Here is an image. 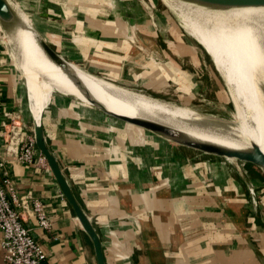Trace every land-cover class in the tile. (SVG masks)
I'll return each mask as SVG.
<instances>
[{"label": "crops", "instance_id": "obj_1", "mask_svg": "<svg viewBox=\"0 0 264 264\" xmlns=\"http://www.w3.org/2000/svg\"><path fill=\"white\" fill-rule=\"evenodd\" d=\"M109 5L33 0L27 14L55 53L97 77L154 93L196 90V70L190 62L182 65L171 46L175 40L154 22L157 16ZM22 77L0 30V126L14 112L23 135H31ZM60 94L48 95L49 105L43 104L46 143L98 233L105 264H261L263 183L255 205L227 173L211 170L202 184L199 172L182 166L170 149L166 154L160 140L117 126ZM7 165L17 192L40 202L51 222L50 233L37 229L35 218L27 223L46 254L45 264H97L92 243L49 168L11 158Z\"/></svg>", "mask_w": 264, "mask_h": 264}, {"label": "bare ground", "instance_id": "obj_2", "mask_svg": "<svg viewBox=\"0 0 264 264\" xmlns=\"http://www.w3.org/2000/svg\"><path fill=\"white\" fill-rule=\"evenodd\" d=\"M162 1L170 11L173 7L181 9L195 27L193 34L208 50L228 90L232 119L110 83L71 64L73 71L93 100L115 114L155 122L231 150L252 151L253 145L264 154V8L212 11L178 0ZM15 12L26 26V32L19 31L15 37L8 38L9 54L24 76L25 110L32 115L31 122L38 124L45 110L39 105V83L35 77L41 80L43 77L60 95L73 96L82 106H90L67 76L38 48L27 15L18 8ZM35 62L40 64V72L25 77Z\"/></svg>", "mask_w": 264, "mask_h": 264}, {"label": "rangeland", "instance_id": "obj_3", "mask_svg": "<svg viewBox=\"0 0 264 264\" xmlns=\"http://www.w3.org/2000/svg\"><path fill=\"white\" fill-rule=\"evenodd\" d=\"M33 0H10L13 4L14 8L20 9L24 12L27 17L28 16V6L32 3ZM110 3L109 6L114 8H133L137 13V10L141 13V15L153 14L155 18V23L162 25V29L165 31V37L168 39H174V43L171 44L174 50L181 54V63L182 65L191 63L192 71L196 70L197 75V88L196 90H184L178 91V88H166L161 93H154L149 90H144L138 87H128L130 89L139 91L143 94L151 95L155 98H159L165 101L173 102L179 105L191 106L201 108L205 113L217 114L224 118L232 119L233 116L230 115V112L233 111L231 101L229 99L228 90L223 84V80L215 69L213 60L205 48L202 45L197 37L193 34L196 29L193 24L190 22L187 15L179 8L173 7L170 11L168 6L164 4L162 0H106ZM149 3L153 9L155 10L154 14L151 8L148 7ZM145 8V9H144ZM140 15V17H141ZM144 18V17H143ZM142 18V19H143ZM140 19V20H142ZM30 20V18H29ZM149 20V19H148ZM177 41V42H176ZM190 45V48L188 47ZM192 51L195 53L193 57ZM183 55V56H182ZM193 58H195L196 63L193 66L192 63ZM193 61V62H192ZM35 66L29 69L27 76L40 72L41 66L37 62L34 64ZM19 75L21 77V72L17 67ZM87 72V71H86ZM88 75H92L88 72ZM87 75V76H88ZM42 77V76H41ZM36 80L39 83V105H49L50 96L48 95L57 92L53 87L44 81V78H37ZM24 79L23 77L21 78ZM42 81V82H41ZM23 83V82H22ZM112 83V82H110ZM115 84V83H114ZM118 85V84H116ZM25 92V91H24ZM57 94V93H56ZM180 95V96H179ZM46 98V100H45ZM26 99V97H25ZM44 107V106H43ZM249 107V106H248ZM25 116L31 121V116L24 110ZM150 118L158 119L153 115H147ZM110 118V117H108ZM112 121H115L117 126H123L127 128H131L136 131V133L141 135L152 136L160 142L164 144V148L166 150V154L169 149L174 153V158L176 161H179L182 166L190 165L191 169L197 170L199 174L202 176V184L206 183V174L211 172V170H218L227 173L228 177L232 180L237 181L242 191L245 192L246 196L249 197V190H253L254 198L258 203V191L262 188L261 183L264 184V172L255 166L247 163H241L239 161H229L225 158H220L208 154H204L198 151L186 149L184 147L173 144L159 136H156L152 133H149L145 130L124 124L120 121L110 118ZM161 120V119H158ZM31 127L32 125H28ZM177 164H175V169L177 168ZM181 166V167H182ZM220 172V173H221ZM219 173V174H220ZM252 204V203H251Z\"/></svg>", "mask_w": 264, "mask_h": 264}, {"label": "water", "instance_id": "obj_4", "mask_svg": "<svg viewBox=\"0 0 264 264\" xmlns=\"http://www.w3.org/2000/svg\"><path fill=\"white\" fill-rule=\"evenodd\" d=\"M183 3L190 5L198 6L200 8L212 11H229V10H238V9H257L264 8V0H178ZM33 34L36 35L38 41V48L46 56V58L56 67H58L72 82L76 89L90 102V106H84L94 111H97L106 117H110L117 121H120L124 124L145 130L149 133H152L156 136H159L173 144L184 147L186 149L198 151L204 154L232 159V161H239L241 163H247L255 166L256 168L264 172V154L256 147L252 145V151H237L224 148L221 146L205 143L196 139H193L186 134L179 132L170 127L136 118H129L127 116H122L115 114L114 112L109 111L99 102L93 100L89 90L80 80V78L75 74L70 63L65 61L60 55L55 53L42 38V36L31 27ZM0 30L4 37V40L9 48L11 49L9 39L10 37H15L17 32L22 31L26 32V26L19 19L15 12V8L10 0H0ZM67 96V95H65ZM74 99L77 103L81 104L73 96H67ZM233 108V106H232ZM232 112H230L231 115ZM43 114V113H42ZM33 136L36 143L37 150L43 155L46 160L47 166L51 171L54 179L56 180L62 195L72 208L76 220L78 221L81 229L88 236L90 242L92 243L95 259L97 264H105L104 256L102 251V245L98 233L96 232L94 226L92 225L89 217L84 213V211L79 206L78 202L74 198L62 172L59 169V166L56 162L55 157L49 150L46 138L42 126V115L39 119V123H32ZM3 141L0 140V153L1 160H6V152L3 147ZM6 169L8 171L9 180L12 188L14 189L18 198L22 197L23 194H19L12 182L10 169L6 163ZM2 180L0 174V181ZM32 237L35 239V235L32 231ZM36 241V240H35ZM37 242V241H36ZM38 243V242H37ZM261 264H264V260L260 259Z\"/></svg>", "mask_w": 264, "mask_h": 264}, {"label": "built area", "instance_id": "obj_5", "mask_svg": "<svg viewBox=\"0 0 264 264\" xmlns=\"http://www.w3.org/2000/svg\"><path fill=\"white\" fill-rule=\"evenodd\" d=\"M6 160L0 153V252L2 264H45L46 254L32 237L33 229L27 226L29 218H35L36 228L51 232V222L40 202L30 201L26 195L18 198L9 180L6 163L8 158L22 164H36L48 170L43 155L37 150L33 134L23 135L20 117L10 112L0 126ZM253 190H249L252 205L256 204Z\"/></svg>", "mask_w": 264, "mask_h": 264}]
</instances>
